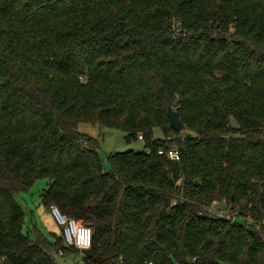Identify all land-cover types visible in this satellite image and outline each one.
<instances>
[{
	"label": "trees",
	"instance_id": "1",
	"mask_svg": "<svg viewBox=\"0 0 264 264\" xmlns=\"http://www.w3.org/2000/svg\"><path fill=\"white\" fill-rule=\"evenodd\" d=\"M79 122L145 149L105 169ZM38 179L44 205L92 229L88 249L24 232L16 197ZM59 251L264 264V0H0V264Z\"/></svg>",
	"mask_w": 264,
	"mask_h": 264
},
{
	"label": "rangeland",
	"instance_id": "2",
	"mask_svg": "<svg viewBox=\"0 0 264 264\" xmlns=\"http://www.w3.org/2000/svg\"><path fill=\"white\" fill-rule=\"evenodd\" d=\"M77 131L81 134H85L88 137L92 138L96 141L97 145V152L103 162L104 168L109 169L110 168V162H109V156L111 154L115 153H122L129 150L134 151H142L145 149L144 141L137 138H131L128 139L126 137V133L123 129L118 127H109V126H101L97 123L92 122H79L77 125ZM153 137L156 139H163L164 134L163 132L155 128L153 130ZM175 137V134L170 132L168 133V138L173 139ZM168 141V140H167ZM167 143V142H166ZM170 142H168L169 144ZM48 187V180L47 179H38L32 188L30 189L29 193H21L20 196L16 197L17 202L20 204L24 210L26 208L24 207L21 198L27 197L30 200V203L34 205L33 201L36 200L39 196V194ZM33 209V208H32ZM27 225L24 226V232L27 231ZM30 226V235L31 237H35V234L33 233V226L32 224ZM56 236L61 235V227L56 226ZM48 237L51 242L55 240L54 235H50L47 231ZM47 237V236H45ZM63 246H66V244L63 242ZM82 253L80 252H65L63 255L56 254L55 260L58 264H82ZM174 264H180V263H174Z\"/></svg>",
	"mask_w": 264,
	"mask_h": 264
},
{
	"label": "built area",
	"instance_id": "3",
	"mask_svg": "<svg viewBox=\"0 0 264 264\" xmlns=\"http://www.w3.org/2000/svg\"><path fill=\"white\" fill-rule=\"evenodd\" d=\"M138 139H142V136L139 135ZM158 154H164V151L159 150ZM165 155L172 160L178 159V152L175 148L169 149L165 152ZM50 212L56 224L61 227L62 236L67 246H74L78 250H85L91 246L93 232L89 226L61 213L56 206H50ZM220 213L222 214L225 212ZM58 254L62 255V251H59ZM148 264L152 263L150 262Z\"/></svg>",
	"mask_w": 264,
	"mask_h": 264
},
{
	"label": "crops",
	"instance_id": "4",
	"mask_svg": "<svg viewBox=\"0 0 264 264\" xmlns=\"http://www.w3.org/2000/svg\"><path fill=\"white\" fill-rule=\"evenodd\" d=\"M30 192V191H29ZM27 192V193H29ZM43 192V191H42ZM41 192V193H42ZM26 193V194H27ZM41 193L39 194L38 198L33 201L34 205L30 203V200L25 196L21 198L22 203L26 210L22 208L25 212V221H24V226L27 225V233L30 234V224L32 226L34 225L36 227V230L39 232L40 235L42 236H47V239H51L50 236L48 237L47 231L49 232L50 235H55L56 236V229L58 226L50 212V207L44 205L41 202ZM20 196V195H18ZM17 196V197H18ZM33 208V209H32ZM52 240V239H51Z\"/></svg>",
	"mask_w": 264,
	"mask_h": 264
},
{
	"label": "water",
	"instance_id": "5",
	"mask_svg": "<svg viewBox=\"0 0 264 264\" xmlns=\"http://www.w3.org/2000/svg\"><path fill=\"white\" fill-rule=\"evenodd\" d=\"M167 118L171 128L176 132L184 130L185 125L182 123L179 113L174 110L171 106L167 107Z\"/></svg>",
	"mask_w": 264,
	"mask_h": 264
}]
</instances>
